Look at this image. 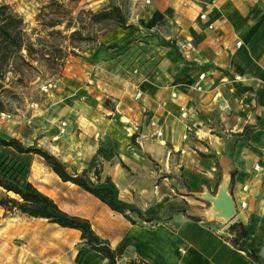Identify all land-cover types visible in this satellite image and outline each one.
Segmentation results:
<instances>
[{
    "label": "crops",
    "instance_id": "0c3cea01",
    "mask_svg": "<svg viewBox=\"0 0 264 264\" xmlns=\"http://www.w3.org/2000/svg\"><path fill=\"white\" fill-rule=\"evenodd\" d=\"M130 22L138 31L175 41L178 52L155 46L150 53L141 44L157 61L145 75L114 78L97 64L95 77L78 78L79 97L90 108L76 113L77 135L66 124L59 137L65 121L51 127V140L60 138L52 153L70 173L86 172L95 181L98 171L100 181L109 178L116 186L121 201L165 220L131 217L132 224L84 191L72 214L69 207L58 208L87 220L117 264H256L226 239L234 223L247 227L246 248L264 264V0H152ZM101 98L116 102L114 117L108 118L111 111ZM180 108L187 112L184 119ZM151 122L161 137H151ZM44 140L37 142L50 151ZM46 173L58 188L79 189L48 167ZM223 184L236 205L227 225L214 220L201 198ZM36 188L60 205L56 188ZM170 204L185 205L187 212L166 219ZM20 216L29 240L32 222L43 220ZM58 229L73 238L67 253L63 246L58 251L59 264H107L101 254L80 246L78 231ZM18 248L0 250V264H44L38 260L48 247L35 255L32 244Z\"/></svg>",
    "mask_w": 264,
    "mask_h": 264
},
{
    "label": "rangeland",
    "instance_id": "374dc122",
    "mask_svg": "<svg viewBox=\"0 0 264 264\" xmlns=\"http://www.w3.org/2000/svg\"><path fill=\"white\" fill-rule=\"evenodd\" d=\"M0 5L7 6L10 13L22 20L26 33L25 43H31L35 51L28 55L22 50L19 55L23 60L11 58L7 62L0 61V105L4 112L0 113V138L20 137L24 140L16 139L25 146L37 145L52 155V152L56 151L51 146L60 138L51 140V127L65 121L64 128L67 124V127L74 131V122L79 117L76 113L82 110V113L86 114L90 108L89 104L79 97L78 78L88 81L92 76L95 77L93 69L97 64L101 70L112 74L114 78L125 79V76H137L139 72L145 75L157 61L148 58L141 44L150 46V53L155 46L162 47V41L175 44L173 40L163 39L157 31L143 32L134 29L137 25L130 21L134 20L140 9L148 6L145 0H0ZM110 5L122 10L129 29L113 30V24L110 22L94 24L90 21L89 12L97 13ZM74 32L78 34L72 37ZM79 34L80 37L90 40L80 41ZM108 45L116 47L108 49ZM162 48L171 51L169 48ZM155 59L158 60V57ZM100 103L106 110L111 111L108 118L116 115V102L101 98ZM133 131L129 136L131 143H135L139 127ZM74 132L77 135L80 131L77 129ZM126 132L130 133V129ZM65 134H59V137ZM41 137L45 138L46 147L48 145L50 151L37 142ZM30 161V182L35 187L46 185L51 190L56 188L60 203L58 207H69L72 214L76 203L86 197L83 191L70 186L56 187L49 180L44 161L37 156L31 157ZM220 187L217 192L216 189L204 192L201 198L214 220H221L227 225L232 219L226 222L215 218L212 203L207 198V195L215 198ZM195 192L199 191L196 189ZM1 210V251L10 252L16 247L23 251L29 243L32 244L33 255L40 247H48L46 257L38 262L60 263L58 251L63 248L67 250L66 244L69 239H73L72 236L62 234L56 225L43 220L32 222V233L28 240L27 232L24 233L25 220L20 214L15 211L6 212L0 207ZM226 237L231 238L227 233ZM80 246L86 247L82 240Z\"/></svg>",
    "mask_w": 264,
    "mask_h": 264
},
{
    "label": "trees",
    "instance_id": "16d2710c",
    "mask_svg": "<svg viewBox=\"0 0 264 264\" xmlns=\"http://www.w3.org/2000/svg\"><path fill=\"white\" fill-rule=\"evenodd\" d=\"M90 21L94 24L110 22L115 29H129L126 17L122 10L114 5L97 13H88ZM78 33H72L75 37ZM26 33L23 30V22L16 15L9 12V8L0 5V61L7 62L9 59L23 60L20 52L25 50L28 55L35 51L31 43H25ZM80 41L90 39L82 38ZM162 47L178 52L175 44L162 41ZM116 45H108L112 49ZM15 62V61H14ZM0 113L3 108L0 105ZM37 156L45 165L64 183H71L85 193L95 197L110 210L122 215L132 224L135 221L131 217L138 218L144 222H162L163 217L145 216L140 209L132 204L121 201L118 190L109 178L100 181L99 172L96 171V180L90 179L86 172L70 173L66 166L54 155L37 145L25 146L16 138H0V207L6 212L15 211L27 218L46 220L60 228L76 230L80 233L81 240L85 246L92 251L101 254L107 264H117L114 252L107 243L99 239L91 229L87 220L72 217L61 211L56 203L48 196L41 193L29 180L31 171L30 158ZM185 205H168L164 217L169 219L173 214L186 213ZM226 238L237 250L244 252L256 264H259L256 255L246 248L248 241L247 227L242 223H234L228 227ZM138 264H146L139 261Z\"/></svg>",
    "mask_w": 264,
    "mask_h": 264
},
{
    "label": "water",
    "instance_id": "95a60500",
    "mask_svg": "<svg viewBox=\"0 0 264 264\" xmlns=\"http://www.w3.org/2000/svg\"><path fill=\"white\" fill-rule=\"evenodd\" d=\"M227 189V185L224 184L218 190L215 198L207 195V198L212 203L215 218L222 219L226 222L234 217L236 208L234 201L227 193Z\"/></svg>",
    "mask_w": 264,
    "mask_h": 264
},
{
    "label": "built area",
    "instance_id": "2783aa9c",
    "mask_svg": "<svg viewBox=\"0 0 264 264\" xmlns=\"http://www.w3.org/2000/svg\"><path fill=\"white\" fill-rule=\"evenodd\" d=\"M151 2H152V0H145V3L147 5H150ZM200 19L201 20H205L206 19L205 15L204 14L200 15ZM237 45H239V43ZM199 78L202 80L204 78V75H201ZM180 116H181L182 119L186 118L187 112H186V110L184 108H180ZM149 126L152 129V131H153L152 134H151L152 137H154V136L158 137V138L161 137L162 133L160 131L155 130L156 129V124L154 122H151L149 124ZM64 127H65V124L62 123L59 134H63L65 132ZM184 139H185V137H184ZM255 169H257V167H255ZM246 189H247L246 187H243L242 190L245 191ZM240 207L244 208L245 207V203H242L240 205Z\"/></svg>",
    "mask_w": 264,
    "mask_h": 264
}]
</instances>
